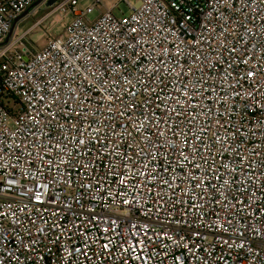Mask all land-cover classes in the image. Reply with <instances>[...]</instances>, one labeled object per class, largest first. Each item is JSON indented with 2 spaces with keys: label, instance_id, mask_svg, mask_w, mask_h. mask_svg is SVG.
Returning a JSON list of instances; mask_svg holds the SVG:
<instances>
[{
  "label": "built area",
  "instance_id": "2783aa9c",
  "mask_svg": "<svg viewBox=\"0 0 264 264\" xmlns=\"http://www.w3.org/2000/svg\"><path fill=\"white\" fill-rule=\"evenodd\" d=\"M79 1L0 46V264H264V0Z\"/></svg>",
  "mask_w": 264,
  "mask_h": 264
},
{
  "label": "rangeland",
  "instance_id": "374dc122",
  "mask_svg": "<svg viewBox=\"0 0 264 264\" xmlns=\"http://www.w3.org/2000/svg\"><path fill=\"white\" fill-rule=\"evenodd\" d=\"M126 1L131 4L135 2V0ZM93 2L94 0H80L77 8L82 11L92 5ZM100 2L105 9H112V14L115 16H120L121 14L127 15L129 13V8L124 0H100ZM33 3L29 6L31 8L28 13L14 25L11 37L26 33L25 41L28 47L33 50H39L47 40L63 33L65 26L71 22L72 16L70 14L60 16L58 13H52L48 16V13L53 8V4L49 5L45 1L33 6ZM97 13L98 11L95 10L92 14L88 15V18L93 20Z\"/></svg>",
  "mask_w": 264,
  "mask_h": 264
},
{
  "label": "water",
  "instance_id": "95a60500",
  "mask_svg": "<svg viewBox=\"0 0 264 264\" xmlns=\"http://www.w3.org/2000/svg\"><path fill=\"white\" fill-rule=\"evenodd\" d=\"M43 1H44V0H37V1H35V2L33 3V6L38 5V4L42 3ZM54 1H55V0H49V1H48V4H49V5H52V4L54 3ZM30 8H31V7H28V9H26V11H24V13L21 15L20 18H22L23 16H25V15L28 13V11H29ZM14 24H15V23H14ZM14 24H13V27H14ZM11 34H12V30L7 34V36L5 37L4 41H3L2 43H0V46L4 45L6 42H8V40H9L10 37H11Z\"/></svg>",
  "mask_w": 264,
  "mask_h": 264
},
{
  "label": "trees",
  "instance_id": "16d2710c",
  "mask_svg": "<svg viewBox=\"0 0 264 264\" xmlns=\"http://www.w3.org/2000/svg\"><path fill=\"white\" fill-rule=\"evenodd\" d=\"M0 81H1V75H0Z\"/></svg>",
  "mask_w": 264,
  "mask_h": 264
}]
</instances>
